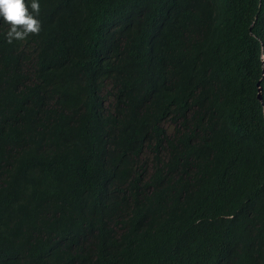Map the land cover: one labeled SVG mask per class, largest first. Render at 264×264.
<instances>
[{"label":"trees","instance_id":"obj_1","mask_svg":"<svg viewBox=\"0 0 264 264\" xmlns=\"http://www.w3.org/2000/svg\"><path fill=\"white\" fill-rule=\"evenodd\" d=\"M38 3L0 17V264H264V0Z\"/></svg>","mask_w":264,"mask_h":264},{"label":"clouds","instance_id":"obj_2","mask_svg":"<svg viewBox=\"0 0 264 264\" xmlns=\"http://www.w3.org/2000/svg\"><path fill=\"white\" fill-rule=\"evenodd\" d=\"M31 9L28 10L24 0H0V17L10 25L6 33L9 43L13 39L23 40L29 34L39 33L40 21L36 18L40 11L38 0H32Z\"/></svg>","mask_w":264,"mask_h":264},{"label":"water","instance_id":"obj_3","mask_svg":"<svg viewBox=\"0 0 264 264\" xmlns=\"http://www.w3.org/2000/svg\"><path fill=\"white\" fill-rule=\"evenodd\" d=\"M259 88V91H258V98L261 99V93H260V87Z\"/></svg>","mask_w":264,"mask_h":264}]
</instances>
